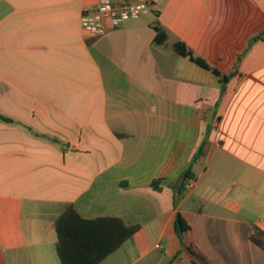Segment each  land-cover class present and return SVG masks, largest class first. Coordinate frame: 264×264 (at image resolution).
Segmentation results:
<instances>
[{
    "label": "crops",
    "instance_id": "1",
    "mask_svg": "<svg viewBox=\"0 0 264 264\" xmlns=\"http://www.w3.org/2000/svg\"><path fill=\"white\" fill-rule=\"evenodd\" d=\"M95 1L0 0V264H61L70 204L140 225L99 264H196L177 212L212 264H264V0H159L160 44L149 11L90 35Z\"/></svg>",
    "mask_w": 264,
    "mask_h": 264
},
{
    "label": "trees",
    "instance_id": "2",
    "mask_svg": "<svg viewBox=\"0 0 264 264\" xmlns=\"http://www.w3.org/2000/svg\"><path fill=\"white\" fill-rule=\"evenodd\" d=\"M154 19L151 22L156 32L154 42L163 43L167 34L163 25L158 19L159 12L153 11ZM264 35V31L261 36ZM175 50L183 56H188L191 61L200 67L210 70L219 81L224 85L233 73L223 74L214 66H210L202 59L193 57L187 51H181L179 45L174 46ZM0 117H3L0 115ZM7 119V118H5ZM10 120V119H9ZM189 171L185 173L178 189L179 194L185 190L186 183L189 179ZM164 178H154L150 182V186L155 190L161 189ZM177 198L174 197V206ZM138 224H126L123 219L116 216H97L93 218L82 217L75 207L70 204L57 217L54 222V229L57 235L56 251L61 264H99L110 253L120 247L128 238H130L138 229ZM174 228L182 247L194 259L196 264H212L211 261L196 246L183 242V232L189 229V226L179 212L176 213L174 220ZM264 237V233L255 229L251 235L253 242L260 246H264V242L257 237Z\"/></svg>",
    "mask_w": 264,
    "mask_h": 264
},
{
    "label": "built area",
    "instance_id": "3",
    "mask_svg": "<svg viewBox=\"0 0 264 264\" xmlns=\"http://www.w3.org/2000/svg\"><path fill=\"white\" fill-rule=\"evenodd\" d=\"M159 0H96L82 10L80 22L84 31L93 36L103 35L129 18L148 12ZM192 180L186 183L191 187Z\"/></svg>",
    "mask_w": 264,
    "mask_h": 264
},
{
    "label": "rangeland",
    "instance_id": "4",
    "mask_svg": "<svg viewBox=\"0 0 264 264\" xmlns=\"http://www.w3.org/2000/svg\"><path fill=\"white\" fill-rule=\"evenodd\" d=\"M150 11H151V10H149V12H148V13H149V14H148V17L154 19V15H153L152 12H150Z\"/></svg>",
    "mask_w": 264,
    "mask_h": 264
}]
</instances>
